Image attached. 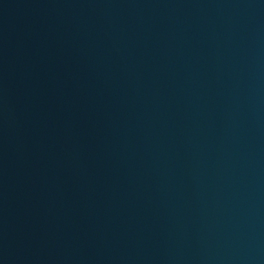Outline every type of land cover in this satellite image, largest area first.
Returning <instances> with one entry per match:
<instances>
[{"label": "water", "instance_id": "1", "mask_svg": "<svg viewBox=\"0 0 264 264\" xmlns=\"http://www.w3.org/2000/svg\"><path fill=\"white\" fill-rule=\"evenodd\" d=\"M0 264H264V0H0Z\"/></svg>", "mask_w": 264, "mask_h": 264}]
</instances>
